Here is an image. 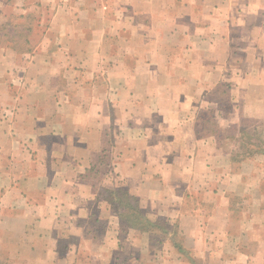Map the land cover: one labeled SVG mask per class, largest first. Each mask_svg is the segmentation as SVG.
Returning <instances> with one entry per match:
<instances>
[{
	"label": "crops",
	"instance_id": "0c3cea01",
	"mask_svg": "<svg viewBox=\"0 0 264 264\" xmlns=\"http://www.w3.org/2000/svg\"><path fill=\"white\" fill-rule=\"evenodd\" d=\"M252 118L264 139V0H0V264H194L174 232L264 264V153L223 143ZM120 184L167 237L113 212Z\"/></svg>",
	"mask_w": 264,
	"mask_h": 264
},
{
	"label": "trees",
	"instance_id": "16d2710c",
	"mask_svg": "<svg viewBox=\"0 0 264 264\" xmlns=\"http://www.w3.org/2000/svg\"><path fill=\"white\" fill-rule=\"evenodd\" d=\"M212 126L211 129L208 126L206 128L214 132V124ZM235 130L236 133L229 130L227 134H224V138L227 136L230 144H232L233 155L231 160H233V162H238L243 158L255 155L257 152L264 153V139L256 133L254 128H249V122L247 120H244ZM104 193H106L105 196L112 205L113 212L128 228L139 232H152L156 229L160 231L164 237H167V229L164 226L163 219L157 218L153 220L149 218L141 210L138 199L130 194L125 187L119 186L113 189L105 188ZM170 240L177 251L182 253L186 252L181 237L175 232L170 237ZM190 260L193 263L195 262L192 258H190Z\"/></svg>",
	"mask_w": 264,
	"mask_h": 264
},
{
	"label": "rangeland",
	"instance_id": "374dc122",
	"mask_svg": "<svg viewBox=\"0 0 264 264\" xmlns=\"http://www.w3.org/2000/svg\"><path fill=\"white\" fill-rule=\"evenodd\" d=\"M23 17H21V19H16V18H14V19H10V25H11V27H6V29L7 28H10L11 30L9 31V32H12V33H14V34H9V33H7V36H8V38H7V40H8V42H13V44H15V45H17V46H21L20 44L21 43H23V37H24V34H25V32H26V30H24V29H27L28 28V25H30V21L29 20H31V21H33V15L31 14V17H29V16H26V20H23L22 19ZM23 28V29H22ZM9 35H11V37L9 36ZM247 120V119H246ZM248 122H249V128H254L255 129V131H256V133H257V126H260L259 124L260 123H257V122H259L256 118H252V119H248L247 120ZM213 125V124H212ZM212 125H207L210 129L213 127ZM259 130V129H258ZM233 133H236V130L235 131H233V130H231ZM231 132V133H232ZM257 135V134H256ZM223 143L225 144V145H228V146H230L231 144H230V141L228 140V138L227 137H225L224 139H223ZM232 143V142H231ZM102 161H104V160H102ZM104 163V162H103ZM238 166H236V164H234V166L232 167V171H233V173H237V174H239V172H238ZM98 172L97 173H95V175H96V177H98L99 178V181H101L102 179H103V176L105 175V172H106V167L104 166V165H101L99 168H98V170H97ZM90 174H94V173H90ZM119 186H122V187H124V185L123 184H120ZM118 186V187H119ZM117 188V187H116ZM247 193H250V191H249V187H247V189H246V191H243V189H241V191H240V194H234V197H231V205L233 206V207H237V206H240V207H248L249 205H252V206H261V203H258V201H253V200H251L250 199V197L248 196L249 194H247ZM103 194H105L106 195V193H104L103 192ZM264 207V206H263ZM256 216V215H255ZM258 216H260L259 214L257 215V218L259 219V217ZM261 217V216H260ZM151 219H153V220H155V219H157V218H152L151 217ZM102 231V230H101ZM145 233H148L147 234V238H148V244L149 245H151V244H153L154 242H155V240H158V239H163V238H165L164 237V235L160 232V231H158V230H156V229H154L152 232H145ZM184 247V246H183ZM246 248L248 249V247L246 246ZM179 253H181V256L183 257V259H185V260H187V261H189L190 260V258H191V255H190V252L189 251H187V249H186V252L185 253H182V252H179ZM156 263H158L157 261H156ZM171 264V263H170ZM194 264H205L203 261H195L194 262Z\"/></svg>",
	"mask_w": 264,
	"mask_h": 264
}]
</instances>
